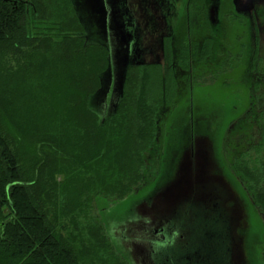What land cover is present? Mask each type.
<instances>
[{
	"label": "trees",
	"instance_id": "16d2710c",
	"mask_svg": "<svg viewBox=\"0 0 264 264\" xmlns=\"http://www.w3.org/2000/svg\"><path fill=\"white\" fill-rule=\"evenodd\" d=\"M85 35L77 0H0V264H130L78 215L146 179L158 75L131 71L118 107L100 114L110 54ZM258 167L242 173L264 205Z\"/></svg>",
	"mask_w": 264,
	"mask_h": 264
},
{
	"label": "rangeland",
	"instance_id": "374dc122",
	"mask_svg": "<svg viewBox=\"0 0 264 264\" xmlns=\"http://www.w3.org/2000/svg\"><path fill=\"white\" fill-rule=\"evenodd\" d=\"M197 29L200 30V27L198 26ZM175 31L177 43L181 44L186 37V27L179 24ZM90 34L89 39L96 41ZM192 34L194 36L197 34L196 29L193 28ZM219 44L218 41L208 43L211 46L209 49L212 48L215 51ZM184 59L179 60L183 65ZM116 60L118 62L116 85L113 86L114 88L111 84L109 85L108 70L103 80L105 94L103 92L96 98V107L98 106L97 110L99 109L100 114L105 110L112 111L118 107L125 95L126 82L122 83L120 80L123 77L127 80L130 70L124 55L117 56ZM164 64L163 72L168 69L166 73L173 76L171 65L169 67L168 62ZM158 67L162 69L161 66ZM139 70V75L143 77L148 69L140 66ZM206 71V66L201 64L194 73L192 88H189L188 79H185V82H180L177 90L171 87L169 91L170 87L167 86L168 93H165L160 74L162 71L159 73L154 69L158 75L157 91L156 93L149 92L146 98L151 111L155 113V140L145 153L142 171L146 174V179L123 200L113 202L102 196L95 197L89 206L78 215L79 226L83 233L87 235L90 226L101 228L109 239L110 254L116 255L120 260H126L130 264H150L148 260L149 250L152 249L148 246L150 240L148 236L152 233L150 231L148 234L150 223L157 220L155 216L163 210L164 205L171 209L174 204L172 198L175 196L180 198L191 191L189 188L195 186L202 190L198 195H204L203 186L206 185V174L210 175L212 172L214 180L219 181L218 185L221 183L232 191L233 200L231 202L234 206L232 208L236 210L239 208L240 219L237 225H235L236 222L233 223L236 226L235 234L242 237V246L238 251L242 255L244 264H264V205L263 203L258 204L259 196H255L251 191V182L246 180L242 173L244 167L258 166L254 162L256 147L253 139H258L259 133H254L256 129L251 127L252 123L243 119L248 106L239 84L240 82L245 84L248 76L241 77V65L234 72L215 74L207 81L205 80ZM177 75L179 74L174 75L175 78ZM163 80L165 81L166 78ZM106 103L109 105L104 110L103 106ZM260 126L263 128L264 125L260 124ZM253 129L255 130L254 136L251 133ZM259 152L263 159L261 166L258 167L260 168L258 177L264 170V150H259ZM222 154L225 158L223 161L230 164L239 154L238 159L241 162L233 163L235 164L233 174L225 165H222L220 159ZM261 176H263L262 173ZM193 206L196 208L185 204L184 207L181 206V210L183 212L190 210L189 208L194 210L198 208L195 204ZM184 217L189 219L188 216ZM199 220V217H196L192 227H197L196 246L184 249L182 246L184 241L180 240L175 241L176 246H164L163 252L174 255V258L167 257L171 259L170 264L174 263L176 255L185 259L188 257L185 264H206L203 254L206 248L203 242L206 225L203 220L200 224ZM170 222L173 225L174 218L166 223L168 227L172 226ZM144 228L146 231H143ZM152 235L156 236L153 233ZM155 249L159 250L157 246ZM154 262L159 261L154 260Z\"/></svg>",
	"mask_w": 264,
	"mask_h": 264
},
{
	"label": "flooded vegetation",
	"instance_id": "af4514ba",
	"mask_svg": "<svg viewBox=\"0 0 264 264\" xmlns=\"http://www.w3.org/2000/svg\"><path fill=\"white\" fill-rule=\"evenodd\" d=\"M77 4L85 36L88 38L91 33L96 42L104 43L109 50L111 87L117 83L116 57L119 55L126 58L129 73H140V66H145L146 71H162L165 93L167 86L169 91L171 87L177 90L185 79L192 88L194 73L201 64L207 68L206 81L215 74L234 72L241 65V77L248 76L245 84L239 83L248 106L243 119L256 129L251 133H259L258 139H253L256 147L254 162L261 166L263 157L259 150H264V126H260L264 125V0H77ZM179 24L186 27V37L181 44L177 43L175 31ZM193 28L197 32L195 36ZM216 41L220 44L215 51L209 49L211 46L208 43ZM181 58H185L184 65L179 62ZM166 62L169 67L171 65L173 76L166 73L168 69L163 72ZM176 73L179 75L175 78ZM120 81L126 82L124 77ZM108 105L106 103L105 107ZM238 157L239 154L234 157L237 160L233 159L230 164L224 162V154L220 155L222 165L231 174L234 172L233 163L241 162ZM206 176L204 195L199 196L202 190L194 186L189 188L193 193L188 191L180 198H172L174 204L171 209L164 205L158 216L155 213L157 220L148 227V234L151 231L156 235L151 233L148 236V246L152 248L148 256L150 264H170L171 259L167 257L174 258V255L163 252L164 246H176L177 240L184 241V249L197 245V227L192 228L196 217H199L200 224L203 220L206 225L203 241L206 264H244L238 251L242 246V237L235 234L240 212L239 208H232L233 193L228 186L218 185L219 181L214 180L212 172ZM185 204L196 208L195 204L198 208L182 212L181 206ZM171 218L175 222L173 225L170 222L172 226L168 227L166 223ZM233 222H236L235 225ZM143 231H146L145 228ZM187 259L176 255L173 264H185Z\"/></svg>",
	"mask_w": 264,
	"mask_h": 264
},
{
	"label": "water",
	"instance_id": "95a60500",
	"mask_svg": "<svg viewBox=\"0 0 264 264\" xmlns=\"http://www.w3.org/2000/svg\"><path fill=\"white\" fill-rule=\"evenodd\" d=\"M122 83H123V82H122ZM122 83H121V84H122ZM122 85H123V84H122Z\"/></svg>",
	"mask_w": 264,
	"mask_h": 264
}]
</instances>
